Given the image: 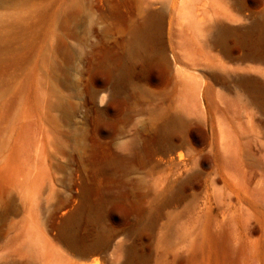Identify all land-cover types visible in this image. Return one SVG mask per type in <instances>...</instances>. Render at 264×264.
Returning <instances> with one entry per match:
<instances>
[{
    "label": "rangeland",
    "instance_id": "1",
    "mask_svg": "<svg viewBox=\"0 0 264 264\" xmlns=\"http://www.w3.org/2000/svg\"><path fill=\"white\" fill-rule=\"evenodd\" d=\"M238 1L0 0V264H264V0Z\"/></svg>",
    "mask_w": 264,
    "mask_h": 264
},
{
    "label": "bare ground",
    "instance_id": "2",
    "mask_svg": "<svg viewBox=\"0 0 264 264\" xmlns=\"http://www.w3.org/2000/svg\"><path fill=\"white\" fill-rule=\"evenodd\" d=\"M223 1L225 2L227 0H223ZM228 1L229 3L232 1L233 5L236 6L241 4V2L239 3L238 0H228ZM241 6L243 5L241 4ZM204 7H205V3H202L201 1H197L196 3H194L192 8H190V10L186 13V17L183 18V21L201 25L202 22L204 21L205 18L204 16L206 14L204 13L203 10ZM157 19L158 17L156 18L155 15H149L147 21H145L146 22L145 24H148V26L146 28L144 27L143 29L138 30L139 33L136 35V38H134L135 46L137 48L142 47L145 41L151 43L153 39H157V37L160 36L163 27V22L162 19H159L156 22ZM155 23H156V27L153 26ZM140 94L142 95L143 98L146 97V98L154 99L157 97L156 95L152 93H148L144 90H140ZM137 96H138L137 92H133V91L129 92L127 95V100L128 101L133 100ZM165 116H167V120L158 128L157 137L154 140L153 147L157 152L170 155L173 150L172 137L174 136V134L177 133L180 134L182 132L184 125L181 121H179L176 118H172L171 120H169L170 113L167 110H163L161 113H159L158 120L163 119ZM140 124H141L140 122L132 124L133 138L135 136L139 138L142 142H144L145 141L144 138L147 133L146 131L148 129L144 125L139 127L138 125ZM151 124L154 125V122H152ZM187 146H188L187 141L183 139V141L178 147L185 148ZM125 153L126 150L121 149L119 153V155L121 156L120 157L118 156L117 160L114 163H112L111 166L109 167L108 172H110L111 175L116 176L119 174L121 175L122 173L123 175L132 174L130 173L132 171L131 168L134 165V163L137 162V160L133 156L127 158L123 157L122 155H130ZM131 155H139V154L135 152V154H131ZM182 162H183L182 157L180 154H178L177 163H176L177 166L181 165ZM170 163H173L172 159H170ZM137 182H140V179H138Z\"/></svg>",
    "mask_w": 264,
    "mask_h": 264
}]
</instances>
